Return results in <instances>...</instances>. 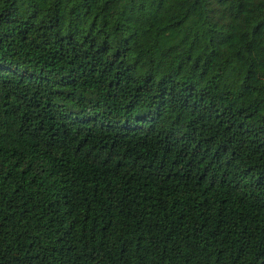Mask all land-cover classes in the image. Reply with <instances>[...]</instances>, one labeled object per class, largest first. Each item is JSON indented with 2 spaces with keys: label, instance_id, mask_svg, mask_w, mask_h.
<instances>
[{
  "label": "trees",
  "instance_id": "16d2710c",
  "mask_svg": "<svg viewBox=\"0 0 264 264\" xmlns=\"http://www.w3.org/2000/svg\"><path fill=\"white\" fill-rule=\"evenodd\" d=\"M0 264H264V0H0Z\"/></svg>",
  "mask_w": 264,
  "mask_h": 264
}]
</instances>
